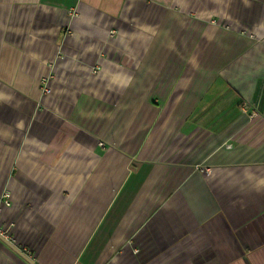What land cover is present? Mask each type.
I'll list each match as a JSON object with an SVG mask.
<instances>
[{"label": "crops", "instance_id": "0c3cea01", "mask_svg": "<svg viewBox=\"0 0 264 264\" xmlns=\"http://www.w3.org/2000/svg\"><path fill=\"white\" fill-rule=\"evenodd\" d=\"M0 230V264H264V0H0Z\"/></svg>", "mask_w": 264, "mask_h": 264}, {"label": "water", "instance_id": "95a60500", "mask_svg": "<svg viewBox=\"0 0 264 264\" xmlns=\"http://www.w3.org/2000/svg\"><path fill=\"white\" fill-rule=\"evenodd\" d=\"M8 245L10 244L12 246V248L19 253L22 257H24L28 262H30L31 264H37L33 259L29 258V256L27 254H25L20 248H18L17 246H15L14 244H12L11 242L7 241Z\"/></svg>", "mask_w": 264, "mask_h": 264}, {"label": "built area", "instance_id": "2783aa9c", "mask_svg": "<svg viewBox=\"0 0 264 264\" xmlns=\"http://www.w3.org/2000/svg\"><path fill=\"white\" fill-rule=\"evenodd\" d=\"M3 198H4V202L7 204V205H10L11 204V194L9 191H5V193L3 194ZM0 232L7 238H10V236L7 234V231H3V230H0Z\"/></svg>", "mask_w": 264, "mask_h": 264}]
</instances>
